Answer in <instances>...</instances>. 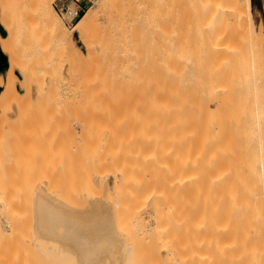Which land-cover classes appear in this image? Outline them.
Instances as JSON below:
<instances>
[{
	"label": "bare ground",
	"instance_id": "bare-ground-1",
	"mask_svg": "<svg viewBox=\"0 0 264 264\" xmlns=\"http://www.w3.org/2000/svg\"><path fill=\"white\" fill-rule=\"evenodd\" d=\"M10 1H16V0H10ZM10 1L0 0V32H3L2 34H0V42L2 40H8L9 38H14V34H10L8 33V31H10L11 29H23L21 25H25V23H27L30 29L33 30L34 32L38 30V34L40 30H42L41 31L42 33L44 30L45 32L51 31L60 40L65 39V38H74V33H77L78 37H81L88 30H90L99 20H101L103 17H106L107 22L109 24V28L111 30L123 31L121 33V37L124 34V32H126L127 35H124V36L129 38L128 39L129 44H131L136 54L141 55V52H145L146 55H149V56L151 55V58L148 56H145V57L152 59V66H153V70L152 68H150V70H147L149 68H146L147 73L149 74L151 73V75L153 74V76L149 75L151 77V80L148 79L147 82H149L150 80V83H151L153 79L151 84L154 88L150 84L149 86L146 85L148 86L147 90L149 88L151 90L153 88L154 90V94H152L154 95V99H152L154 101L153 105H155L153 107V110H154L153 117L154 118L153 119L151 118L152 119L151 127L153 125L152 127L153 131H152V128L148 126L151 129L153 134L151 133V135H145V137H142V138H143V142L145 143L144 145L148 147L151 145V149L152 148L154 149L158 145V147L154 149L153 152L157 151L158 149L161 151V148L163 152L157 151L158 153L157 155L156 152L155 153H152L151 151L149 152L147 151L148 149L145 150L146 147H143L145 149L142 148L143 150L141 151L138 149L140 152L137 151L135 152V154L132 153L131 155L129 154L130 156L129 155L125 156L126 159L129 157L130 160L132 159L131 161L135 160V162L133 161L135 164L137 163V161L138 163L146 162L144 163L146 164L145 168H148V169H146L147 172H145V175L146 173L148 174V176L150 177V180L152 181L151 184L155 181L154 182L155 185H153L151 189L155 190L157 193L155 191L152 192L151 190V193L153 194L152 195L149 191L150 189V186H149L148 192L146 194L137 195L132 198L129 196V200H130L129 203L125 204L123 203L124 199L120 200L122 201L121 203L122 205L125 204V206H123L124 208L119 207L120 209L122 208L120 210L122 211L121 215H123L124 213L125 214L128 213L129 218L128 217L127 218L129 220L125 218L127 222L125 221L123 225L121 226H119L120 224L117 223L119 227L117 225H115V227L116 228L118 227V229L112 226L116 222L122 221V219L121 220L118 219L121 216H118L120 211L119 209H116L118 208L117 205H119L120 203L118 198L117 200L119 203L116 204L115 213H112L114 211V207L111 208L113 210L110 212L111 216L109 215V209L110 207H112L111 204L115 206L113 204V203H116L115 198H114L115 199L114 202H112L113 200L112 199L111 200L112 203L111 204L109 203L110 206L109 204H106L105 206L99 203H95V201H92L93 205H90V206L87 205V207H84V208L82 206V208H80L81 206L79 207V205L77 206V204L76 206L75 204H70L71 205L70 206L68 205L67 202L63 203V200L61 203H56L58 199L57 193H55L56 196L51 195V196H54V198H52L50 196L42 194L43 193L42 191V193L38 194V196H36L37 194L35 195L36 200L31 201V202L27 201L30 207H28V204H26L27 206L26 207L25 202L21 203V201L24 198L22 199L16 193V189H15L16 186L14 185L16 181H14L13 179L14 183L12 184L13 181H11L12 179H10L12 178L11 172H10L12 170L9 171L10 172L9 174L4 173V170L5 171L7 170L6 167L3 171L0 170V173L4 174V175L1 174V176L3 175L5 176V178H7V175L5 174L9 175L8 178L11 181L10 186L12 187V190L14 192L13 196L8 195L9 198L6 197L5 192L7 190H10L11 188L6 190V188H8L9 186L8 181L7 179H4L3 176L0 177V180L2 178L4 179V180L2 179L1 183L4 182L5 186L2 184L1 186H4L3 189L5 188L4 191L5 190L6 191L3 192L2 191L3 189L1 188V186H0V190L2 191V196H4L3 194H5L4 198L5 199L7 198L5 201H3L4 203L3 202L0 203V264H48V262H50L49 264H52V262L55 260L60 262V263L58 262V264H66L67 262H69L68 264H70L71 259L72 260L75 259L77 264H151V262H153L152 264H154V263H157L159 259H160L159 262L161 263V261L166 259V256H167V259L165 261L167 264H169L170 260H172L173 262L172 264H176V262L178 261L176 257H179V255H182V254L184 256H181V258H179V261L181 263H177V264H264V252H262L263 248L261 246L259 247V244L252 243V239L249 235L240 234L238 232L240 229V226H243L244 224L251 222V221L254 222L258 218L256 214V211L258 210L256 209L255 206L258 203L260 204L261 197L262 196L264 197V90L260 85L262 82V79L264 78V25H263L264 23H262V21H260L259 24L256 23L257 21H255V18L253 15V7H252L251 0H100V3L104 6L105 10L99 11L97 9H89L84 14V16L81 17L78 23H76L73 30H69L66 28L65 24L63 23L60 16L58 15L55 8L53 7L51 0H21V2L17 0V2L19 1L20 5L19 3L17 4L16 2H14L17 4L16 7L17 6L19 7L22 4V8L19 7L20 11H19V8L14 7L13 9L15 10L17 9V11L20 12L21 15L24 14L23 16L25 17L26 15L30 17V18L27 17L28 18L27 20L25 18L24 21L26 22H24V24L21 23L20 21L21 19H24V17L22 16L20 17V15L18 16L19 13H16L15 10H12L18 16V19L16 22L15 20L16 16H14V13L11 12V4L13 2L10 4L9 3ZM263 3H264V0H263ZM73 14L74 12L72 10L69 16L72 18ZM18 22H20L21 25ZM32 26L34 28L36 27V29L34 30ZM42 33H40L39 35H41ZM38 34H35V35H38ZM11 49H12L13 54H20L21 47H19L20 51L17 47H12L9 50ZM12 53H10V51H6L4 55L5 57L13 56ZM145 53H142V55L144 56ZM142 55L140 57H138L137 55L138 57L137 59H139L140 61H143V59H140V58H143ZM30 57H28V59ZM149 59H147V61ZM138 62L139 61H137V70L139 66ZM148 63H149L148 66L151 65L150 61H148ZM145 66H143V69H145ZM140 68L141 67L139 66V71H140ZM138 78L140 79V77ZM139 84L138 86H140ZM9 85L10 84H8L5 81V79H0V86H2V89H3L0 95V128H1L0 145H4V148H2L3 146L0 148L1 149L0 159L4 160V162L9 164L8 160H10L11 156H9L10 154H8L9 157H7V155H5L6 152L4 151V149L6 148L5 149L6 151L7 149H10L9 147L7 148L8 143H10V145L12 146L17 141L16 139H19L18 143L19 144L21 143L20 146H23V143H24L23 138L26 139L27 134L29 135L30 133L29 126L31 124L29 123L31 121H32V125L34 124L33 123L34 121L42 122L40 125H37L35 123L34 124L36 125L35 127L30 126V127L35 128V130L31 132V134L29 135V137L34 141L33 145H35L36 139H37V144L41 141L42 144L47 146L48 144H46L45 142L47 139L46 136H51V134L46 135V133L53 131L54 135L52 133V136L50 137L52 139L51 143L53 144V146H50V145L47 146V147H50V151L46 149V151L51 152L52 147L54 146L57 147V144L53 143L55 141L53 138L60 137V135L58 134L59 132H57L56 130L55 131L53 130L54 125L50 124L56 121L55 117L53 116L48 117L49 115H47L45 112H43L41 116L39 115L34 116V114H32L31 111L27 112L31 108L26 107L27 111L23 108L25 106L21 102L22 99L20 100L18 97V96H21L22 94L20 87L19 86L10 87ZM142 90L144 91L145 89H142ZM45 93H46L45 91H38V90L36 91L35 89L32 90V96L34 98H37V97L40 98ZM175 95L179 96V99L183 101L181 102L180 100L179 101L175 100V98L177 97ZM184 95H186V98ZM140 97L141 96H139V98ZM114 99L117 101H115ZM118 100L122 101L120 100L119 96L118 98L116 96L111 101L115 104L117 102L119 106L121 102H119ZM111 101L108 102L110 103V106L108 107L107 106L108 103H106L107 105L105 104V107L110 108L108 109L110 111L111 109L115 110V113L117 116H120L121 114V116L118 118L122 120V122H119L117 120L118 118L116 115H114L115 113L113 110L111 112L109 111L112 115H110V113L108 115L111 116V119L113 117L112 120H116V121L109 122L110 124L114 123L113 125L111 124L112 125L110 127L111 130L108 127H106L107 128L106 130L105 125H104L105 129L104 128L103 129L107 131V133L105 131L102 134L104 141L102 139H99V141H96L94 143V144H97V147H95L96 157L97 155L99 157H102L103 155H105L103 153H106V152H107L106 153L107 156L109 154L108 151L111 148V146L110 147L108 146L109 144L111 145V143L108 142L109 138L107 139L106 135H109V134L115 135V133L118 130L121 131V133L126 131V134H128L127 132L129 128L130 129L132 128L131 130H134L136 128L135 126L138 127L139 125L144 123L143 118H140V117L137 118L138 115L136 116L134 115V117L132 118L133 112H130V110L127 108L125 109L123 108L125 105L124 104L125 100H123L124 105H122V107L120 104L121 109L118 108L117 105L112 104ZM175 103H178V104H175ZM137 104L139 103L137 102ZM185 104H186V107H185L186 110L184 111L185 108L183 107L185 106ZM179 105L181 107L183 105V107L181 108L179 107ZM111 106L115 108L117 106L118 109L112 108ZM128 107L130 106L128 105ZM180 108L181 110H183L181 111L182 115H180V111H178L180 110ZM106 109H104V111ZM124 110H126L125 113L131 115V116L128 115V117L130 116V118L127 120L124 119V118H128V117H125L127 114L126 115L124 114V117L122 115ZM96 111L97 110H95V112ZM99 111H98L99 115L106 113V112L100 111V113L102 112L100 114ZM117 112L119 115L117 114ZM28 113H31L30 114L31 117ZM178 114L181 117L183 116L185 117L181 118L178 116ZM103 116L105 119L109 118L108 116L106 118L105 117L106 115H103ZM176 116H178L179 118ZM78 117H79V114H78ZM149 117L150 116H148V118ZM104 118H101V120L102 119L104 120ZM108 121L109 120L107 119L106 122ZM45 123L46 124L48 123V125H46ZM66 127L64 128V130L65 129H66L65 131L68 130L67 132L71 131L70 133L74 136V138L72 139L75 141H79V140H76L78 137L77 136L78 133L76 129L71 128L70 126L67 128ZM141 129L142 128H140V130ZM113 130L115 132L112 133ZM142 130L140 132L141 134H142ZM108 131H110V133ZM156 132L158 133L157 136L159 135L160 136L156 137V140H155L153 138L154 136H156V134H154ZM55 134L56 135L58 134V135L56 136ZM43 135H45V138H42L44 137ZM40 136H42L41 137L42 139L40 138ZM161 136L165 137L163 138L164 140L161 138ZM57 138L55 142L58 143ZM105 138L107 139V141H105L106 140ZM158 138H160L161 140L160 139L158 140ZM133 139L135 138L133 137ZM155 141L158 144H156ZM47 142H49V140ZM152 142H153V146H152ZM41 143H39V145ZM68 144H71V143H68ZM159 144L160 146L161 145L162 146L160 147ZM182 144L184 145L185 148L182 147L183 146ZM61 145L63 144L61 143ZM128 146L130 147V145ZM15 147H19V146L16 145ZM15 147L13 148L14 150L15 149L19 150V148H15ZM21 148L23 149V147ZM43 148H44L43 150V154H44L45 146ZM74 149H75L74 147H71L69 148L68 152L73 153V151L76 150ZM30 150L32 153V149ZM10 151L12 153L14 152L13 150H10ZM54 152L56 151H53L52 153L54 154ZM59 152L60 150H57L55 155L51 153L49 154L55 157V160L57 159L59 161V158H56V155H58ZM101 152H103L102 153L103 155H101ZM8 153L10 152L8 151ZM149 153L150 154L152 153V155L153 154L155 155L151 156ZM161 153H163L164 155L163 158H161L160 156ZM40 154L41 153H39V155ZM16 155L17 154L15 153V156L13 157L19 158ZM31 155L32 154H30V156ZM112 155L116 156L117 159L120 157L118 154L114 155L113 153L112 154L110 153L109 155L110 158ZM33 156H31V158ZM253 157H257L259 160L254 161ZM4 158H6V160L7 158L9 159L5 161ZM94 158L95 157H93L92 159ZM110 158L107 159V157L104 158L103 156V158L100 159L101 162L100 160H96L97 161L96 163L93 161V163L96 165L100 164L99 166H96L98 167V170H96V173L99 174V178L97 177V175H91V173L94 170L92 171L90 169L92 172H90V170L88 171L90 173L91 182L93 181V183L95 184L97 183L96 181L97 179L99 181H100V178L105 179L106 174L104 177L102 176L101 173H104V172L107 173L108 169L112 170L114 168L115 171L117 170L116 169L117 166L116 164H114L116 162L114 161L113 163H111L112 160H115V159L112 158L111 161H109ZM165 158L167 159L165 160ZM129 159H127L128 161L127 164L129 163L128 165L129 167L126 166L127 165L126 163H123L125 164L123 166L122 163L120 162L121 165L123 166L122 168L123 172L125 170L124 169L125 167L130 168V170L133 169L134 167L138 169V167H136L135 165L133 167V165L130 163L131 161L129 162ZM2 160H0L1 164L3 162ZM50 160L53 161L52 159ZM11 162L16 163V161H11ZM60 162H57V163H60ZM93 163L91 164L92 167L94 165ZM107 163H110V164L107 165ZM147 163L150 165L151 168L148 167L149 165ZM112 164L114 165L112 166ZM130 165L132 166L130 167ZM1 166L2 165H0V169H2ZM53 166H51V170L53 169L52 172L54 171V168H55V171L57 168L56 166L55 167ZM60 166H63V165H60ZM60 166L58 168H60ZM103 166H105V169L103 170L104 172L102 171L100 173L102 168H100L101 170H99V167H103ZM110 166L113 168H111ZM8 167L10 166L7 165V168ZM62 169L64 168H61V170L59 169V172L62 171L63 173ZM114 169L112 170V172H114L113 173L114 178L117 180L118 174L115 173ZM126 173L127 172L125 170V173H123V175L125 174L126 176ZM107 174H110V173H107ZM25 175L21 177L22 182H25V180H23L24 177H26ZM51 175L53 174L51 173ZM58 175L60 176L61 174L58 173ZM258 175L263 178L262 187H260L261 185L258 184V181L256 179V176ZM72 176L73 175H71V177ZM16 177H19V175H17ZM27 177H26V181H27ZM47 178L48 179L51 178L50 181L52 180V176H49ZM145 178L144 179L147 180V176H145ZM48 179L46 181H48ZM88 179L86 183L89 182L88 184H91L90 181H88ZM164 181L167 184L164 183ZM5 182H7L8 185ZM120 182H122V180ZM147 182L145 181L143 184ZM162 182L164 186L163 184H161ZM22 184L23 183H21V180H20V185ZM25 184L26 183H24L23 185ZM129 184H131V182ZM132 184L133 186L136 185L133 182ZM168 184H170V187L171 186L172 187L170 188ZM160 186L161 188H157ZM38 187L36 186V188ZM43 187L45 186L43 185ZM16 188L18 189V187ZM49 188L51 187L49 186ZM173 188L177 190V192L178 191H181V192H178L179 193L178 194L175 192ZM40 189H39V192H41ZM136 189H137V186H136ZM161 189L162 190L165 189V190L162 191ZM18 190L19 192H21V190L22 192H24L23 189L21 190L18 189ZM166 190L168 192H170V190L171 191L173 190V192L170 193L171 194L170 195L169 193L166 192ZM10 191H8V193H12V191L11 192ZM158 191L160 192L162 191L164 193L161 192V196H158L160 195L158 194L159 193ZM154 193L156 194L154 195ZM19 194L21 196L24 195L23 193L22 194L19 193ZM25 194H27V191ZM47 194L49 195L50 192L49 193L47 192ZM173 195L176 196L177 199L174 198ZM16 196H18V199H16L18 200V202H19V199H21L19 203L14 201L15 200L14 197ZM150 196H151V199L154 196L156 202L152 203L154 199L151 200L150 202L149 201ZM163 196L166 199L165 201L167 203L164 200H162L164 199ZM179 196H181V198ZM28 197L33 200L31 196L28 195ZM55 197L57 199H55ZM169 197L170 199H172V200H169V202L172 201L170 203L168 202ZM105 199H109V198H105ZM175 199H176V202L174 201ZM181 199L184 201L182 202L184 203L183 205L181 203L182 201ZM32 202L34 204H31ZM92 203L90 202V204ZM160 203L164 204L162 206L167 207L166 211L163 210L164 207L162 208L160 206ZM172 203L174 204L172 205ZM180 203H181V206H180ZM136 204H139V206ZM153 205L154 207H152ZM169 205H171V210H173L172 208H176V210L174 209L175 212L173 211L174 216L176 214H179L180 212L179 215H181L183 218H181V216H178V215H176V217L173 216L172 218L173 214L170 208H168ZM174 205L176 207H174ZM184 205L185 207L182 209ZM155 207L159 208L160 213L157 210L158 208L156 209ZM263 207H264V204H263ZM26 208L28 209L30 208V211L25 212ZM152 208H155L154 209L155 212H157L158 215L159 214L160 215L158 216L157 213H154V210H152ZM161 208L163 211H165L164 212L165 214L161 212L162 211ZM123 209L126 212L123 213ZM135 210L137 211L135 212ZM151 211H153L152 213L156 214L154 223H156L155 220H157V223H156L155 228H154V225L153 227L150 226L147 228V229L152 228L151 229L152 231L154 229L153 231L154 233L150 230L152 232V234H150L151 232L146 231L147 229L145 230L146 233L143 232L145 233V237L147 236L146 234L148 235L150 234L151 236H153V234H156L155 233L156 231V232H159V234H156L155 236L158 237V235L162 234V236H159V238L162 237L163 238L162 240L164 242H167L166 240H168L169 238L171 240V236L173 234L175 236H172V237L176 238V241L171 240L170 243H168V246L165 247V249L164 248H162L163 250L161 249L163 252H159L158 248L160 245L158 246L157 242L162 241V240H159V238L157 240L156 239L157 237L153 236L155 238L154 239L153 237L149 235L150 237L149 236L147 237L149 239L151 238V241L148 240V242L150 241L148 245H150L151 243L152 245L150 246L152 248L147 246L148 242L147 240H145L146 238L143 237L144 239L142 240H145L146 242L144 241H141V242L143 245L145 243L146 244L144 246L140 245L139 248L141 249L142 247L148 252H146L144 249H141V250L139 249L140 252H137V249H136L137 243L135 244L134 240L132 242L131 236L135 235L134 234L135 227L139 225V222L143 220L145 214L147 213L149 214ZM168 212L170 213V217H171V221L169 220L171 223V224L169 223L170 224L169 229H173L172 230V232L174 231L173 233L169 231L168 226L166 227V229L168 230L164 229L165 227H162L164 224V221L166 222L164 226L168 225L166 221L169 219ZM27 213L29 214L28 215L29 219L27 218ZM152 213H150L149 215H151ZM112 214H116L115 218L117 220L114 219V215L112 216ZM184 215L186 217H184ZM109 216L112 218H109ZM147 217L148 215H146V218ZM164 217L166 220L163 219ZM160 218L163 221L162 220L158 221V219ZM185 218L187 219L183 220ZM110 219H113V220L111 221ZM172 219L173 220L177 219V221L179 219H180L179 221L182 220L183 224L186 223L187 229H185V225H183L182 223L181 224L183 227L182 226L178 227L179 225L176 226L177 224H180V222L178 221L179 222L178 223L176 221V224H175V221L172 222ZM25 220H27L29 224H31L29 225V230L31 227L30 231L31 232L33 231L32 233L28 232L29 230L26 226ZM143 221H142V224L144 223ZM160 222H163V224ZM125 223L127 226L125 225ZM148 223H151V221ZM174 224L177 228H181L180 229L181 231L178 230L180 231L179 233H181L180 236L177 233L178 231L176 230L177 228L174 227ZM124 225L126 227H123ZM159 225H162L160 226L163 229L162 231L166 230V232H162L161 230H160L161 232L158 231L160 229L158 228ZM60 227L61 228L64 227V230L63 228L62 230L65 231L66 234L62 233L63 231L60 230L61 229ZM121 227H123V229H125L126 231L130 230L129 231L130 234L133 233V235L129 237L131 240L130 242L132 243H129L128 241V244H127L125 240L127 237H124V236H122V240L123 241L125 240V244H121L124 242L116 238V236L117 237L119 236L121 239L120 235H123V233H120V232L123 231L125 233V231ZM128 227L130 228L127 230ZM138 227H136V230L138 229ZM140 227L143 228L144 226L142 227L141 225ZM139 229H138L137 234L139 233ZM118 231H119V234L117 235L116 232ZM182 231L183 232L185 231V232L182 233ZM59 232H61L62 235ZM129 232H127V235L129 234ZM140 232L142 231L140 230ZM33 233L35 235L37 234V237L39 238H37ZM163 233L165 234L168 233L167 235L164 234L165 236H167V238H165ZM183 235L184 236L187 235L186 236L187 238L184 237ZM56 236H58V239L55 238ZM139 236L142 237V235H139ZM34 237L38 239L39 241L44 240L45 242L44 241H43L44 243L37 242ZM46 237L48 238L53 237V239L55 238L57 240L56 241L54 239L55 249L60 250V252L53 250L54 245L52 246L53 249L50 248L51 246L49 247V245L51 244H49ZM59 237H60V240L64 239L69 242L65 243L62 240L63 241V244H62L61 243L62 241L61 242L59 241ZM141 237H140V240H141ZM138 238L139 237L135 235L134 238L132 239H135L136 241ZM87 240L99 242L100 246L99 245L97 246L96 243L95 245L93 244L87 245L85 244V243H88ZM46 241L48 242L47 244L48 249H46V246L43 248V246L46 244ZM58 241L62 245H59L60 243ZM70 241L71 242L74 241L73 242L74 246L69 244ZM118 241L119 242L121 241V243H119ZM53 242L52 244H54ZM112 242H115V243L110 245V243ZM139 242L140 241L138 239V243ZM152 242H156V243H152ZM64 243L66 245H64ZM132 244H134L135 246ZM160 244L162 245L164 243L160 242ZM40 245H42L41 246L42 252H40L41 250H38L40 248ZM56 245L57 247L60 246V249H58ZM68 245L70 246V248H73V249L76 248L80 251L78 252L77 250V252H75L76 250L74 249L75 250L74 251L72 249L73 251L71 252L69 250L70 248L68 247ZM154 245H156V247ZM63 246L65 248L66 247L69 248L68 250L70 252L68 250L62 251V249L64 248ZM145 246L148 247V249L149 248L153 250L156 249L155 251L157 252V254L155 251L153 252L151 249H150L151 251L147 250ZM95 248H97L98 251L91 250ZM88 250L91 252H87ZM120 250L121 252H119ZM141 251H144V252H141ZM148 253L151 254V255H148V256H151L150 259L147 256ZM154 253L155 255L159 254L158 260L157 258L156 259L153 258L152 260V255H154ZM162 255L165 257V259L164 257H162ZM169 257H170V260H168ZM162 258L163 260H161ZM148 259L149 261L150 260L152 261L149 262ZM181 259L184 262H182ZM155 260L156 262H154ZM53 264H55V262H53ZM161 264H165V263L163 262Z\"/></svg>",
	"mask_w": 264,
	"mask_h": 264
},
{
	"label": "rangeland",
	"instance_id": "rangeland-1",
	"mask_svg": "<svg viewBox=\"0 0 264 264\" xmlns=\"http://www.w3.org/2000/svg\"><path fill=\"white\" fill-rule=\"evenodd\" d=\"M8 1H10V0H8ZM20 2H21V0H19ZM19 1L17 2V0L16 1H10L9 3L11 4L12 2V4H11V12H13L14 13V16H16L15 17V20H16V22H17V19H18V16L20 15V17L22 16V17H24V19H19L20 21H21V23H23L24 24V22H26V21H24L25 20V18H26V20L28 19V18H30V17H28L27 15H26V17L25 16H23V15H21V13L20 12H18L17 11V9L15 10V9H13L14 7L15 8H22V4H21V6H17L16 7V5L19 3ZM14 2H16V3H14ZM51 2H52V4H53V7L55 8V10H56V12L58 13V15L60 16V18H61V20L63 21V23L65 24V26H66V28L67 29H69V30H73V28L75 27V25H76V23H78V21L81 19V17H83L84 16V14L89 10V9H97V10H99V11H103V10H105V8H104V6L100 3V0H92V2L89 4V6L87 7V8H84L83 9V12L81 13V16L77 19V20H74L73 22H71V20H72V18L69 16V13H66V12H64V9H65V7H67V6H69L71 9H77V7H78V3H80L79 2V0H51ZM251 3H252V7H253V15H254V18H255V21H257L256 23L257 24H259V22L260 21H262V23H264V3H263V0H251ZM15 4V5H14ZM19 5H20V3H19ZM20 8H19V11H20ZM12 10H15L16 11V13H19L18 14V16L16 15V13L14 12V11H12ZM12 13V14H13ZM28 17V18H27ZM29 22V21H28ZM20 25H21V23L20 22H18ZM27 23H25V25H21V27L23 28V29H11L10 31H8V33H10V34H14V38H9L8 40H2L1 42H0V67H1V69H0V79H5V81L8 83V84H10L9 86L11 87H14V86H16V87H20V89H21V96H18L19 97V99L21 100V102L23 103V105L25 106V107H23L26 111H27V108L26 107H29V108H31V109H29V111H27V112H30L31 111V113L32 114H34V116H37V115H39V116H41L42 115V113L43 112H45L47 115H49L48 117H50V116H53V117H55V122H52V121H50V122H52V123H50L51 125L53 124L54 126H53V130L55 131H57V132H59L58 134L60 135V137H56V136H54V137H56L57 138V141H58V143L57 142H55L56 141V138H53L54 140V142L53 143H55V144H57V147H52L51 148V152H48V151H46V149L47 150H49L50 151V147H47L48 145H50V146H53V144L51 143V141H52V139L50 138L51 136H52V133H53V131L52 132H48V133H46V135L48 134V135H50L51 134V136H46V144H48L47 146L46 145H44V144H42L41 143V141L39 142V143H41L40 145H39V143L37 144V139H36V143H35V145H33V143H34V141L29 137V135L31 134V132H33L34 130H35V128H33V127H30V126H36V125H34L35 123L37 124V125H40L42 122L41 121H34L33 123V125H32V121L29 123V124H31L30 126H29V128H30V133H29V135L27 134V137H26V139H24L23 138V142L25 143V145H24V143H23V146H20V144L18 143V140L19 139H16L17 141L15 142V143H17V144H13L12 146L10 145V143H8V146H7V148L9 147L10 149H7V151L4 149V151L7 153H5V155H7V157H9V156H11L10 157V160L11 161H16V163L15 162H11L10 160H8L9 158H7V160H8V162H9V164L8 163H6V162H4V160H2V159H0V160H2L3 162H2V164H1V162H0V165H2L1 167H2V169H0L1 171H3L4 169H5V167H6V169L8 170H4V173H10L11 172V176H12V178H10V179H12L11 181H13V179H14V181H16L15 182V186L16 187H18V189H23V191L24 192H22V190H21V192H19V190L15 187V186H13V187H15V189H16V193H17V195H19V197H21L23 200L21 201V199H19V202L21 201V203H23V202H25V206H26V204H28V207H30V205H29V203L28 202H31V201H34V200H36V196H38V194H40V193H42V191H43V193L42 194H44V195H47V196H50V197H52V198H54V196H56L55 195V193H57L58 195H57V198L55 197V199H57V201H56V203H61L62 202V200H63V203H65V202H67L68 203V205H70V204H75V206H76V204H77V206L79 205V207L80 208H82V206H83V208L84 207H87V205H93V203H92V201H95V203H99V204H101V205H105L106 206V204H111L112 202H114L115 201V199H116V203H113L115 206H113L112 204H111V206L112 207H110V209L111 208H113L114 207V211L111 209H109V215L111 216V214H110V212L111 211H113L112 213H115V208H116V204H118L119 202V205H117V207L118 208H116V209H119V211L122 209H120L119 207H123V206H125V204L126 203H129V196L132 198V197H135V196H137V195H143V194H146L147 192H148V189H149V186H150V189H149V191H150V193H151V188H152V186L153 185H155L154 184V182L151 184V180H150V177L148 176V174L146 173V175H145V172H147V170L146 169H148V168H145L146 166V164H144V163H146V162H141V163H138V161H137V163L136 164H138V165H136L134 162H135V160H133V161H131L130 159H129V157L127 158V159H129V162L133 165V167H134V165L136 166V167H138V169L137 168H133V169H131L130 170V168H124L125 170H126V176H125V174L123 175V173H125V170H124V172L122 171V168H123V166L125 165V164H123V163H126L127 164V159H126V155H131L132 153L133 154H135V152H140L141 150H143V149H145V148H143V147H146V149L145 150H147V151H151L152 153H155L156 152V154L158 155V153H157V151L159 152L160 150L158 149L157 151H155V152H153V150L154 149H156L157 147H158V145L153 149H151V145L148 147V146H146V145H144L145 143L143 142V138L142 137H145V135H151V133H152V131H153V125H152V127H151V120L154 118L153 116V112H154V110H153V107L155 106V105H153V100L152 99H154V95H152V94H154V90H153V86H152V81H153V79H152V81H151V83H150V80H151V77L150 76H153V74L151 75V73L149 74V73H147L146 72V68H149V69H147V70H150V68H152V70H153V66H152V59H149L148 57H150L151 58V55L149 56V55H146V53L145 52H141V55H142V53H145L144 54V56H143V58H140V59H143V61H140L139 59H137L138 57H140L141 55H139V54H136L135 53V51L133 50V47L131 46V44H129V41H128V37H126V36H124V35H127L126 34V32H124V34L122 35V37H121V33L123 32V31H120V30H111L110 28H109V24H108V22H107V18L106 17H103L101 20H99L90 30H88L85 34H83L81 37H78V34L77 33H74V38H65V39H62V40H60L59 38H57V36H55V34L53 33V32H51V31H46L45 32V30L43 31V33L41 32L42 30H40V32H39V34L40 33H42L41 35H39L38 34V30H36L35 32L33 31V30H31L30 29V27L28 26V24L26 25ZM31 25V24H30ZM264 25V24H263ZM24 26V27H23ZM20 27V26H19ZM27 27H29V28H27ZM33 27V26H32ZM25 28V29H24ZM27 28V29H26ZM34 28V27H33ZM36 29V27L34 28V30ZM42 29V28H41ZM29 30H31V31H29ZM33 31V32H32ZM7 32V31H6ZM3 32H0V34H2ZM35 34H38V35H35ZM33 36V37H32ZM120 38V39H119ZM127 39V40H126ZM126 40V41H125ZM12 47H17L18 49H19V47H21V51H20V49H19V51H20V54H13L12 53V49L11 50H9L10 48H12ZM6 51H10V53H12L13 54V56H7V57H5V52ZM149 54V53H148ZM30 55H31V57H30ZM137 55H138V57H137ZM145 56H148L147 58L145 57ZM28 57H30L29 59H28ZM152 57H153V55H152ZM147 59H149L148 61H150L151 62V65H149L148 66V61H147ZM137 61H139L138 63H139V66L141 67L140 68V71H139V66H138V70H137ZM143 62V63H142ZM6 63V64H5ZM142 63V64H141ZM142 66H141V65ZM145 64H146V66H145ZM143 66H145V69H143ZM151 66V67H150ZM139 72V73H138ZM148 72H150V71H148ZM147 73V74H146ZM152 73H153V71H152ZM146 74V75H145ZM150 75V76H149ZM144 76V77H143ZM138 77H140V79L138 78ZM147 77V78H146ZM148 77H150V78H148ZM142 79V80H141ZM148 79H150L149 80V82H147L148 81ZM142 81H143V83H142ZM146 81V82H145ZM140 83V84H139ZM138 84L140 85V86H138ZM144 84V85H143ZM149 84L153 87H151L152 88V90L149 88L148 90H147V87L149 86ZM146 85H148V86H146ZM261 87L263 88V90H264V78L262 79V82H261ZM142 86V87H141ZM145 86V87H144ZM1 88H0V95H1V93H2V91H3V89H2V86H0ZM33 89H35L36 91L38 90V91H45L46 93L43 95V96H41L40 98H34L33 96H32V90ZM142 89H145L144 91L142 90ZM142 90V91H141ZM150 90V91H149ZM152 91V92H151ZM30 92V93H29ZM144 92V93H143ZM148 92V93H147ZM29 93V94H28ZM118 93V94H117ZM139 93H140V95H139ZM18 94H19V92H18ZM150 94V95H149ZM183 94H184V92H183ZM141 96L140 98H139V96ZM117 96V98H118V96H119V98H120V100H122V101H119V102H121L120 104H121V107H122V105H124V109L125 108H127V109H129L130 110V112H133L132 113V118L134 117V115L136 116V115H138L137 116V118L138 117H140V118H143V120H144V123L143 124H141L142 125V127H141V125H139L138 127L137 126H135L136 128L134 129V130H131L130 128L128 129V134H126V131H124L123 133H121V131H117L116 133H115V135L114 134H112V135H114L115 136V138H114V136H112V135H110L109 133H110V131H108L109 133V135H106V138L108 139V142H110L111 143V145L109 144V146L108 147H110L111 146V148L109 149V151H108V156L106 155V153H103V152H101V155H103V154H105V155H103L104 156V158H106L107 157V159H109L110 158V153L112 154H114V155H119V156H117V157H119L118 159L116 158V156H111V158H110V160L109 161H111V159L112 158H114L115 160H112V162L111 163H113L114 161L116 162V163H114V164H116V166L118 167H116V166H114V167H116V171H115V169L113 168V167H111V168H113L114 169V171H115V173H117L118 175H117V180L114 178V172H112V170H107L108 172L107 173H110V174H107V173H105L103 170L105 169V166H103V167H99V170H101L100 168H102V170L100 171V173L103 171L104 173H101L102 174V176H104L105 177V174H106V177H105V179H101L100 178V181L97 179L96 181H97V183H93V181L91 182L90 181V173H89V171L88 170H94L95 171V173H94V171L92 172L91 170H90V172H92L91 173V175H97V177L99 178V174H97L96 173V170H98V167H96V166H99L100 164L99 163H97V164H99V165H96V164H94L93 163V161L96 163L97 161L96 160H100L101 158H103V156L102 157H99L97 154H98V152H97V157L95 156V153H96V148L95 147H97V144H94L96 141H99V139H102L103 141H104V139H103V133L107 130V128L106 127H108L110 130H111V126L114 124H110L109 122L110 121H116V120H112L113 119V117H112V119H111V116L110 115H112L110 112L113 110V109H111V111L110 110H108V109H110V108H108L109 106H110V103H108L109 101H111L113 98H115ZM152 96V97H151ZM175 96H177V95H175ZM185 96V98H186V95H184ZM21 97V98H20ZM143 97V98H142ZM145 98V99H144ZM177 98V99H176ZM175 98V100H180L181 101V99H179V96H177ZM181 98V97H180ZM143 99V100H142ZM174 99V98H173ZM184 99V98H183ZM115 100V99H114ZM113 100V101H114ZM123 100H125V103H124V101ZM174 100V101H175ZM115 101H117V100H115ZM183 101V100H182ZM181 101V102H182ZM137 102L139 103V104H137ZM141 102V103H140ZM151 102H152V104H151ZM176 102V101H175ZM186 102H187V100H186ZM186 102H184V103H186ZM102 104V106H101V104ZM106 103H108V105L106 104ZM111 103L112 104H114V105H117L118 106V103L116 102V104L115 103H113L112 101H111ZM124 103V104H123ZM178 103H180V102H178ZM178 103H175V104H178ZM105 104L108 106V107H105ZM120 104H119V106H118V108H120L121 109V107H120ZM128 105L130 106V107H128ZM181 105V104H180ZM179 105V107H181ZM184 105V104H183ZM183 105H182V107H183ZM117 106H116V108H117ZM127 106V107H126ZM142 106H144V107H142ZM176 106V105H175ZM112 107V106H111ZM148 109V111H147V109ZM177 107V106H176ZM175 107V108H176ZM181 107V108H182ZM186 107V104H185V106L183 107V108H185ZM34 110H33V109ZM99 108V109H98ZM107 108V109H106ZM112 108H115V107H112ZM115 108V109H116ZM117 108V109H118ZM140 108V109H139ZM144 108H145V110H144ZM178 108V107H177ZM176 108V109H177ZM181 108H180V110H178V111H180V115H182V113H181V111H183V110H181ZM103 109V110H102ZM104 109H106L105 111H104ZM126 109V110H127ZM135 109H136V111H135ZM92 110V111H91ZM95 110H97L96 112H95ZM102 111V112H106V113H103L102 115H99L98 114V111ZM126 110H124V112H123V117H124V114L126 115L127 113H125V111ZM186 110V108L184 109V111ZM89 111V112H88ZM100 111H99V113H100ZM110 111V112H109ZM114 111V113H115V110H113ZM121 111H123V110H121ZM94 114H93V113ZM101 112V113H102ZM108 112V113H107ZM119 112H120V110H119ZM129 112V111H128ZM151 112V113H150ZM31 113H28L29 115L31 114ZM100 113V114H101ZM110 113V115H108ZM113 113V112H112ZM113 113V114H114ZM122 113V112H121ZM78 114H79V117H78ZM117 114H118V112H117ZM184 114V113H183ZM96 115V116H95ZM103 115H106L105 117L107 118V116L109 117V118H107L109 121L108 122H106L107 121V119H105L104 118V116ZM114 115H116V113L114 114ZM113 115V116H114ZM119 115V114H118ZM128 115H130V114H127L125 117H128ZM176 115H177V113H176ZM185 115V114H184ZM102 116V117H101ZM117 116V115H116ZM115 116V117H116ZM120 116H121V114H120ZM120 116H117V118L118 117H120ZM131 116V115H130ZM130 116L128 117V118H124V119H129L130 118ZM148 116H150L149 118H148ZM178 116H179V114H178ZM178 116H176V117H178ZM30 117H31V115H30ZM179 117H181V116H179ZM178 117V118H179ZM185 116H183V117H181V118H184ZM101 118H104V120L102 119L101 120ZM117 118H115V119H117ZM136 118V117H135ZM134 118V119H135ZM147 118V119H146ZM152 118V119H151ZM122 119V118H121ZM119 122H122V120H120L119 118L117 119ZM182 120V119H181ZM180 120V121H181ZM103 121V122H102ZM105 121V122H104ZM117 121V122H118ZM124 121V120H123ZM148 121V122H147ZM46 122V121H45ZM28 123V122H27ZM48 123H49V121H48ZM48 123L46 124V125H48ZM103 123V124H102ZM182 123V122H181ZM184 123V122H183ZM44 124V123H43ZM109 124H110V126H109ZM116 124V123H115ZM118 124V123H117ZM28 125V124H27ZM104 125H105V128H106V130H104L105 128H104ZM71 127V128H75L76 129V131H77V133H78V137H77V139L76 140H79V141H75V140H73L72 138H74V136L70 133L71 131H69V132H67V131H65L64 130V128L65 127ZM146 126V127H145ZM152 128V131H151V129L149 128ZM56 129H55V128ZM66 127V128H67ZM116 127H118V126H116ZM142 128L141 130H142V134L140 133L141 132V130H140V128ZM51 128V127H50ZM104 128V129H103ZM148 128V129H147ZM69 129V128H68ZM112 129H114V128H112ZM137 129V130H136ZM147 129V130H146ZM155 129V128H154ZM183 129V128H182ZM52 130V129H51ZM96 130V131H95ZM127 130V129H126ZM131 132H130V131ZM145 130V131H144ZM0 131H1V128H0ZM95 131V132H94ZM138 131H139V133H138ZM184 131V130H183ZM27 132H28V130H27ZM113 132H115L114 130L112 131V133ZM119 132V133H118ZM155 132V131H154ZM95 133V134H94ZM106 133H107V131H106ZM105 133V134H106ZM130 133V134H129ZM150 133V134H149ZM166 133V132H165ZM182 133H184V132H182ZM117 134V135H116ZM134 134V135H133ZM137 134V135H136ZM153 134V133H152ZM154 134H156V136H154V138L153 139H155L156 140V137H159V136H157L158 135V133L156 132V133H154ZM163 134V133H162ZM53 135H54V133H53ZM92 135V136H91ZM126 135V136H125ZM165 135V134H164ZM163 135V136H164ZM44 137H42V136H40V138L42 137V138H45V135H43ZM71 136H73V137H71ZM80 136V137H79ZM112 136V137H111ZM137 138H136V137ZM141 136V137H140ZM163 136H161V138L163 139V138H165V137H163ZM133 137L135 138V139H133ZM138 137H139V139H138ZM152 137V136H151ZM40 138H38V139H40ZM41 138V139H42ZM105 138V139H106ZM118 138V139H117ZM131 138V139H130ZM141 138V139H140ZM149 138V137H148ZM1 139V138H0ZM28 139H29V141H28ZM59 139V140H58ZM62 140V142H61V140ZM70 139V140H69ZM73 140V142H72V140ZM107 139L105 140V141H107ZM130 139V140H129ZM160 138H158V140H159ZM166 139H167V137H166ZM31 140V141H30ZM49 140V142H47ZM68 140V141H67ZM116 140V141H115ZM150 140V139H149ZM161 140V139H160ZM164 140V139H163ZM162 140V141H163ZM131 141V142H130ZM133 141V142H132ZM151 141V140H150ZM21 142V141H20ZM43 142H44V140H43ZM66 142H68V143H71V144H68V143H66ZM74 142H75V144H74ZM78 144H77V143ZM113 142V143H112ZM130 142V143H129ZM154 142V141H153ZM153 142H152V146H153ZM160 142V141H159ZM61 143L63 144V145H61ZM129 143V144H128ZM151 143V142H150ZM155 143L156 144H158L156 141H155ZM28 144V145H27ZM38 146H37V145ZM52 144V145H51ZM54 144V145H55ZM138 144V145H137ZM161 144V143H160ZM160 144H159V146H160ZM19 146V147H15V146ZM27 145V146H26ZM45 146V151H44V154H43V150H44V146ZM79 145V146H78ZM123 145H124V147H123ZM128 145H130V147L128 146ZM132 145V146H131ZM183 145V144H182ZM3 146V147H2ZM25 146V147H24ZM34 146V147H33ZM40 146V147H39ZM77 146V147H76ZM128 146V147H127ZM162 146V145H161ZM160 146V147H161ZM186 146V145H185ZM4 148V145H0V148ZM12 147V148H11ZM19 148V150L18 149H13V148ZM21 147H23V149L21 148ZM26 147H28V148H26ZM31 147V148H30ZM60 149H59V148ZM71 147H74L75 149V151H73V153L72 152H68L69 151V148H71ZM115 147V148H114ZM159 147V148H160ZM182 147H184V145L182 146ZM34 148V149H33ZM49 148V149H48ZM143 148V149H142ZM165 148V147H164ZM185 148V147H184ZM27 149H29V150H27ZM30 149H32V153H31V150ZM56 149V150H55ZM67 151H66V150ZM140 151H139V150ZM150 149V150H149ZM10 150H13L17 155L16 156H18L19 158H17V157H13V156H15V153L13 152H11ZM18 150V151H17ZM38 150V151H37ZM57 150H60V152H61V154H60V152H59V154L58 155H56V158H59V161L56 159L55 160V157H53V156H51V154H53L52 152L53 151H56L57 152ZM94 150H95V152H94ZM108 150V149H107ZM144 150V151H145ZM8 151L10 152V153H8ZM29 151H30V153H29ZM41 151V152H40ZM63 151V152H62ZM66 151V152H65ZM88 151V152H87ZM112 151V152H111ZM144 151H142V152H144ZM184 151V150H183ZM183 151H182V153H183ZM0 152H1V149H0ZM20 152H21V154H20ZM36 152V153H35ZM37 152H39V153H41L40 155H39V153H37ZM46 152V153H45ZM48 152V153H47ZM56 152H54V154L53 155H55V153ZM160 152H163L162 151V148H161V151ZM185 152V151H184ZM27 153V154H26ZM29 153V154H28ZM49 153H51V154H49ZM70 153V154H69ZM103 153V154H102ZM115 153H117V154H115ZM152 153L150 154L151 156H153V155H155V154H153L152 155ZM8 154H10L9 156H8ZM11 154H13V155H11ZM23 154V155H22ZM30 154H32L31 156H33V154H34V156L31 158V156H30ZM86 154V155H85ZM100 154V153H99ZM125 154V155H124ZM137 154V153H136ZM162 154V155H161ZM160 154V156H161V158H163V153H161ZM30 157H29V156ZM91 156V158H90V156ZM100 155V156H101ZM129 155V156H130ZM0 156H1V154H0ZM2 156H3V154H2ZM36 156V157H35ZM43 156V157H42ZM67 156H68V158H67ZM70 156V157H69ZM122 156V157H121ZM124 156V157H123ZM137 156V155H136ZM6 157V156H5ZM25 157V158H24ZM42 159H41V158ZM45 157H47V158H45ZM93 157H95L94 159H92ZM98 157H99V159H98ZM135 157V156H134ZM159 157V156H158ZM2 158V157H1ZM29 158V159H28ZM44 158V159H43ZM72 158V159H71ZM120 158H122V159H120ZM125 158V159H124ZM5 159V161H7L6 160V158H4ZM19 159H20V161H19ZM23 159V160H22ZM28 159V160H27ZM37 159V160H36ZM50 159H52L53 161H51ZM167 158H165V160H166ZM253 159H254V161L256 160V161H258L259 159L257 158V157H253ZM26 160V161H25ZM90 160V161H89ZM103 160V159H102ZM121 160H123V161H121ZM23 161V162H22ZM43 161V162H42ZM61 161V162H60ZM91 162V163H89V162ZM56 163V165H55V163ZM57 162H60V163H57ZM100 162H101V160H100ZM118 162V163H117ZM122 163V165H121V163ZM162 162V161H161ZM6 163V164H5ZM41 163V164H40ZM48 163H50V164H48ZM51 163H52V165H51ZM94 164L93 165V167H92V165L91 164ZM4 164V165H3ZM22 164V165H21ZM58 164H60V165H63V166H60V165H58ZM110 163H107V165H109ZM114 164H112V166L114 165ZM119 164H120V166H119ZM144 164V165H143ZM148 164V163H147ZM6 165V166H5ZM7 165L8 166H10V167H8L7 168ZM12 165V166H11ZM26 167H25V166ZM47 165H48V167H47ZM54 165V166H53ZM57 165H58V167L60 166V168H58L57 167ZM129 165V163L126 165V166H128ZM132 165H130V167L132 166ZM149 165V164H148ZM20 166H21V168H20ZM39 166V167H38ZM51 166H53V167H57L56 168V171H55V168H54V171L52 172V170H51ZM4 167V168H3ZM52 167V168H53ZM89 167V168H88ZM109 167V168H110ZM129 167V166H128ZM149 168H151L150 167V165L148 166ZM10 168H12V169H10ZM23 168V169H22ZM61 168H64V169H62L63 170V173H62V171H60L59 172V169L61 170ZM10 170H12V171H10ZM134 170V171H133ZM138 170V171H137ZM10 171V172H9ZM17 171V172H16ZM31 171V172H30ZM47 171V172H46ZM130 171V172H129ZM144 171V172H143ZM14 172V173H13ZM36 172V173H35ZM57 172V173H56ZM71 172V173H70ZM99 172V171H98ZM140 172V173H139ZM28 173V174H27ZM51 173L53 174V175H51ZM58 173L59 174H61L60 176L58 175ZM66 173V174H65ZM69 175H68V174ZM1 174H3V173H0V177H2L1 176ZM8 174H5V175H7V178H5V176H3L4 177V179H7V181H8V184H9V186H8V188H6V190L7 189H10L11 191H12V193H8V191H10V190H5L4 191V189H3V187L5 186V184H4V182L3 183H1V181H2V179L0 180V186H1V184L2 185H4V186H1V188L3 189L2 191L3 192H5L6 193V197L7 198H9V196L8 195H12L13 196V194H14V192H13V190H12V187L10 186V184H11V181H10V179L8 178ZM26 174V175H25ZM32 174V175H31ZM34 174V175H33ZM38 176H37V175ZM73 175L72 177H71V175ZM129 175V177H128V175ZM17 175H19V177H16ZM26 176L27 177V175H28V177H27V181H26V177H24V179L23 180H25V182H22V179H21V177H23V176ZM58 175V176H57ZM66 175H68L67 176V178H66V176L64 177V176ZM89 175V176H88ZM182 175V174H181ZM44 176V177H43ZM49 176H52V180L50 181V179L51 178H47V177H49ZM144 176V177H143ZM145 176H147V180H145L146 178H145ZM14 177V178H13ZM46 177V178H45ZM59 177V178H58ZM88 177H89V179H88ZM103 177V178H104ZM135 177V178H134ZM15 178H17V179H15ZM18 178H20V179H18ZM54 178V179H53ZM145 178V179H144ZM3 179V180H4ZM29 179V180H28ZM48 179V181H46ZM87 179H88V181H90V183L91 184H88L89 182H87L86 183V181H87ZM142 179H143V181H142ZM177 179V178H176ZM256 179H257V181H258V184L259 185H261L260 187H262V183H263V178L261 177V176H256ZM20 180H21V183H26L25 185H20ZM44 180V181H43ZM105 180V181H104ZM122 180V182H120ZM125 180V181H124ZM150 180V181H149ZM10 181V182H9ZM14 181L12 182V184L14 183ZM18 181V182H17ZM96 181H94V182H96ZM99 181V182H98ZM103 181V182H102ZM118 181V182H117ZM147 182V183H145V184H143L144 182ZM37 182V183H36ZM42 182V183H41ZM52 182V183H51ZM116 182V183H115ZM123 182H125V183H123ZM128 184H127V183ZM131 182V184H129ZM132 182L134 183V184H136V185H134L133 186V184H132ZM6 184H7V182H5ZM17 183H18V185H17ZM31 183V184H30ZM33 183V184H32ZM41 183V184H40ZM50 183H51V185H50ZM120 185H119V184ZM160 183V182H159ZM164 183H166L165 181H164ZM7 184V185H8ZM35 184V185H34ZM38 184V185H37ZM49 184V185H48ZM99 184V185H98ZM118 184V185H117ZM138 184V185H137ZM143 184V185H142ZM148 184V185H147ZM156 184H157V182H156ZM161 184H163V182L161 183ZM167 184V183H166ZM43 185L46 187V186H48V187H46V189H45V187H43ZM90 185H92V186H90ZM96 185V186H95ZM23 186V187H22ZM35 186V187H34ZM36 186L40 189V187H41V189H40V191L41 192H39V189L38 188H36ZM49 186L52 188H49ZM100 186V187H99ZM131 186V187H130ZM136 186H137V189H136ZM162 186V185H161ZM161 186L160 187H157V188H161ZM163 186H164V184H163ZM166 186V185H165ZM168 186L170 187V184H168ZM7 187V186H6ZM34 187V188H33ZM134 187V188H133ZM142 187V188H141ZM172 187V186H171ZM170 187V188H171ZM97 188V189H96ZM132 188V189H131ZM140 188V189H139ZM155 188V187H154ZM14 189V188H13ZM14 189V190H15ZM91 189V190H90ZM119 189V190H118ZM131 189V190H130ZM156 189V188H155ZM168 189V188H167ZM174 189V188H173ZM139 190H140V192H139ZM158 190V189H157ZM160 190V189H159ZM162 190V189H161ZM165 190V189H164ZM164 190H162V191H164ZM175 190V189H174ZM184 190H185V188H184ZM2 191L0 190V197H1V201H0V203L1 202H3V201H5L6 199L4 198L5 197V194H3L4 196H2ZM10 191V192H11ZM26 191H27V194L29 195V196H31V198H33V200L32 199H30L29 197H28V195L27 194H25L26 193ZM36 191V192H35ZM39 193H38V192ZM44 191H46V192H44ZM55 191V192H54ZM131 191H133V192H131ZM136 191V192H135ZM142 191H144V192H142ZM155 190H152V192H154ZM161 191V192H162ZM47 192L49 193L50 192V194L48 195L47 194ZM51 192H53V193H51ZM90 192V193H89ZM101 192V193H100ZM156 192V191H155ZM159 193L158 194H160V195H158V196H161V192L160 191H158ZM166 192L167 193H172L173 192V190L171 191L170 190V192H168L167 190H166ZM175 192L176 193H178V192H181V191H178L177 192V190H175ZM174 192V193H175ZM15 193V194H16ZM19 193H23L24 195H20ZM109 193V194H108ZM138 193V194H137ZM157 193V192H156ZM156 193H154V195L156 194ZM162 193H164V192H162ZM185 193V192H184ZM183 193V194H184ZM37 194V195H36ZM94 194H96V195H94ZM98 194V195H97ZM115 194V195H114ZM152 194V193H151ZM179 194V193H178ZM181 194V193H180ZM182 194V195H183ZM26 195V196H25ZM33 195H34V197H33ZM36 195V196H35ZM51 195H54V196H51ZM94 195V196H93ZM121 197H120V196ZM153 195V194H152ZM151 195V196H152ZM164 195V194H163ZM171 195V194H170ZM176 195V194H175ZM181 195V196H182ZM151 196L149 197V201L151 202V200H153L152 201V203L153 202H156L155 201V198H154V196H153V198L151 199ZM166 196V195H165ZM174 196V195H173ZM178 196V195H177ZM181 196H179L180 198H181ZM2 197H3V199H2ZM62 197V198H61ZM113 197V198H112ZM156 197V196H155ZM167 197V196H166ZM186 197V196H185ZM15 198V202H18V200H16V199H18V196H16V197H14ZM25 198H26V200H25ZM92 198H94V199H92ZM100 198V199H99ZM104 198V199H103ZM105 198H109V199H105ZM115 198V199H114ZM117 198H118V200H119V202H118V200H117ZM120 198V199H119ZM158 198V197H157ZM162 198V197H161ZM160 198V199H161ZM163 198H164V196H163ZM173 198V197H172ZM174 198H176V196H174ZM183 198V197H182ZM60 199V200H59ZM65 199V200H64ZM67 199V200H66ZM101 199H102V201H101ZM113 199V200H112ZM124 199V200H123ZM126 199V200H125ZM177 199V198H176ZM176 199L174 200L175 202H176ZM30 200V201H29ZM108 200H109V202H108ZM111 200H112V202H111ZM120 200H123V203H125V204H121L122 203V201H120ZM132 200V199H131ZM162 200H166L165 198L164 199H162ZM169 200H172V199H170V197H169V199H168V202H169ZM182 200V199H181ZM28 201V202H27ZM72 201V202H71ZM74 201V202H73ZM96 201H98V202H96ZM105 201V202H104ZM125 201V202H124ZM178 201V200H177ZM18 202V203H19ZM36 202V201H35ZM71 202V203H70ZM90 202L92 203V204H90ZM150 202H149V204H150ZM157 202H158V200H157ZM160 202V201H159ZM166 202V201H165ZM170 202H172V201H170ZM169 202V203H170ZM180 202V201H179ZM182 202H184L183 200L181 201V203ZM4 203V202H3ZM103 203V204H102ZM167 203V202H166ZM181 203H180V206H181ZM186 203V202H185ZM31 204H34L33 202L31 203ZM36 204V203H35ZM110 204H109V206H110ZM148 204V205H149ZM174 203H172V205H173ZM184 203H182V205H183ZM262 204V205H261ZM263 204H264V197L262 196L261 197V201H260V204L258 203L255 207H256V209L259 211H256V214H257V219L254 221V222H248V223H246V224H244L243 226H240V229H239V233L240 234H247V235H249L250 237H251V239H252V243H255V244H259V247L261 246L262 248H263V250H262V252H264V207H263ZM86 205V206H85ZM122 205V206H121ZM130 205V204H129ZM135 205V204H134ZM136 205H138L139 206V204H136ZM152 205V204H151ZM162 205H164L163 203H160V206L163 208V210H167V207H165V206H162ZM166 205V204H165ZM71 206V205H70ZM128 206V205H127ZM126 206V207H127ZM157 206V205H156ZM159 206V205H158ZM167 206V205H166ZM27 207V206H26ZM151 207V206H150ZM152 207H154V205L152 206ZM174 207H176L175 205H174ZM178 207V206H177ZM185 207V205L182 207V209ZM124 208V207H123ZM156 208V207H155ZM155 208H152V210H154ZM158 208V207H157ZM156 208V209H157ZM162 208H161V210H162ZM168 208H170V210H171V205H169V207ZM134 209V208H133ZM141 209V208H140ZM173 210H171L172 211V214H173V211H174V209L176 210V208H172ZM125 210H127V209H125ZM128 210H130V209H128ZM132 210V209H131ZM158 211H159V213H160V210H159V208L157 209ZM161 211V212H165V211ZM169 210V209H168ZM29 212L30 211V208L28 209V208H26L25 209V212ZM133 211V210H132ZM137 210H135V212H136ZM186 211V210H185ZM185 211H183V212H185ZM117 212H118V210H117ZM117 212H116V214H117ZM121 212V213H120ZM119 212V215L118 216H121L120 218H118V219H122V221H120V222H116L114 225H112V226H114V228H116L115 227V225H117L118 226V224L117 223H119L120 225L119 226H121V225H123V223L126 221V219L125 218H127L129 215H128V213H124V212H126V211H124V209H123V213L125 214V215H127V216H125L124 214L123 215H121L122 214V211H120ZM153 211H151L150 213H152ZM170 212V211H169ZM168 212V216H169V219L168 220H166L165 219V217L163 218V219H165L166 221H167V224L168 225H166V226H164L165 225V221H164V224H163V222H160V223H162L163 224V226L162 225H159L158 226V228H160L158 231H162L163 229H162V227H165L164 229H166V227L168 226V229L170 228V221H171V217H170V213ZM175 212V211H174ZM149 213V214H150ZM154 213H157V212H155V210H154ZM154 213H152L151 215H149L148 213L147 214H145V216H144V218H143V224H142V221L141 222H139V225H137L136 227H140L141 225H142V227L143 228H141L140 227V229H139V227H138V229H139V233L137 234V232H138V229L136 230V227H135V230H134V234L135 235H137L139 238V243H138V239L135 241V239H132V238H134V236L135 235H133V233H132V231H131V233L132 234H130V230H128L130 227H128L127 228V230L128 231H126L125 229H123V227H126L127 225H126V223H125V225L123 226V227H121L124 231H125V233L122 231V229H121V231L122 232H120V233H123V235H120L121 236V239H120V237L118 236H116V238L118 239V240H122V236H124V237H127L125 240H126V242H127V244H128V241H129V243H132L133 242V240H134V242H135V244L137 243V252H140V250L141 249H144V248H142L141 247V249L139 248L140 247V245H142V246H144L143 244H142V242L141 241H144V242H146L145 240H147V242H148V240H150L151 241V238L149 239L147 236H149L150 234H152V232L154 231V229H153V231L151 230V229H147L148 227H153V225H154V228H155V226H156V223H157V220H155L156 221V223H154V219H155V217H156V214H154ZM116 214H112V216L114 215V219L115 220H117L116 218H115V215ZM130 214V213H129ZM165 214V213H164ZM164 214H162V215H164ZM171 214V215H172ZM179 214H180V212H179ZM179 214H176V215H178V216H181V215H179ZM182 214V213H181ZM29 214L27 213V218L29 219V216H28ZM146 215H148V217L146 218ZM152 215H154V216H152ZM157 215H158V213H157ZM160 215V214H159ZM158 215V216H159ZM161 215V216H162ZM166 215H167V213H166ZM165 215V216H166ZM176 215L174 216V214L172 215V218H173V216L174 217H176ZM186 215V214H185ZM184 215V217H186ZM109 216V218H112V217H110ZM124 216V217H123ZM150 216V217H149ZM160 216V217H161ZM153 217V218H152ZM26 218V219H27ZM129 218V217H128ZM127 218V219H128ZM149 218V219H148ZM181 218H183L182 216H181ZM125 219V220H124ZM187 218H185V219H183V220H186ZM111 221L113 220V219H110ZM129 220V219H128ZM147 220V221H146ZM151 221V223H148V222H150ZM161 221L162 219L160 218V219H158V221ZM170 220V221H169ZM180 220V219H179ZM178 220V221H179ZM119 221V220H118ZM163 221V220H162ZM173 221H175V224H176V221H177V219L175 220H173L172 219V222ZM177 221V222H178ZM115 222V221H114ZM127 222V221H126ZM180 222V224L183 222L182 220L181 221H179ZM178 222V223H179ZM185 222H187V221H185ZM25 223H26V226H27V228H28V230H29V225H31V224H29V222L27 221V220H25ZM159 223V222H158ZM170 223V224H169ZM149 224V225H148ZM175 224H174V227H176V226H178V227H180V226H182V224L180 225V224H177L176 226H175ZM158 225V224H157ZM183 225H185V229H187L186 228V223L185 224H183ZM118 226V227H119ZM129 226V225H128ZM160 226H162V227H160ZM118 227L116 228V229H118ZM172 227H173V225H172ZM183 227V226H182ZM61 228V227H60ZM63 228V230H64V227H62ZM62 228L60 229V230H62ZM113 228V227H112ZM113 228V229H114ZM158 228H156V229H158ZM177 228V227H176ZM115 229V230H116ZM143 229V230H142ZM147 229V230H146ZM155 229V230H156ZM168 229H166V230H168ZM175 229V228H174ZM181 228H177L176 230L178 231V230H180ZM184 229V228H183ZM30 230H31V227H30ZM28 231L29 233H32L31 231ZM59 230V231H60ZM62 230V231H63ZM114 230V231H115ZM140 230L142 231V232H140ZM148 231V232H151L149 235L148 234H146L147 236L145 237V233H146V231ZM151 230V231H150ZM166 230H164V231H162V232H166ZM172 230L173 229H169V231H171L172 232ZM175 230V231H176ZM117 231V230H116ZM119 231H120V229H119ZM119 231L118 232H116L117 233V235L119 234ZM160 231V232H161ZM181 231V230H180ZM180 231H178L177 233L179 234V236L181 235V233H179ZM27 232V233H28ZM127 232H129V234L127 235ZM143 232H145V233H143ZM174 232V231H173ZM172 232V233H173ZM185 232V231H184ZM183 231H182V233H184ZM28 233V234H29ZM59 233H61V232H59ZM63 234L65 233L66 234V232L65 231H63L62 232ZM62 233H61V235H62ZM115 233V234H116ZM154 233V232H153ZM155 233L156 234H159V232H156L155 231ZM169 233V232H168ZM167 233V234H168ZM172 233H171V235H172ZM34 234V233H33ZM144 234V235H143ZM156 234H153V236H155ZM161 234V233H160ZM165 233H163V235H164ZM167 234H165V235H167ZM186 234V233H185ZM35 235V234H34ZM59 235V234H58ZM126 235V236H125ZM131 235H133V236H131ZM139 235H142V237L141 236H139ZM164 235V236H165ZM29 236V235H28ZM31 236H32V234H31ZM36 237H37V234L35 235ZM131 236V240H132V242H130L131 240H130V237ZM151 236V235H150ZM149 236V237H150ZM153 236H151V237H153ZM159 236H162V234L161 235H158V237L157 236H155V237H157L156 239L158 240V238H159ZM172 236H175L174 234L172 235ZM171 236V240H175L176 241V238H174V237H172ZM178 236V237H179ZM184 236V235H183ZM187 236V235H186ZM186 236H184V237H186ZM124 237H123V239H124ZM140 237H141V240H140ZM146 238L145 240H142V239H144V238ZM169 237V236H168ZM177 237V238H178ZM182 237V236H181ZM32 238H33V236H32ZM35 238V237H34ZM37 238H39V237H37ZM52 238V239H51ZM51 238H48V237H46V239L48 240V242H49V244H51V245H49V247L51 248V249H53V250H56V251H58V252H60V250H57V249H55V240L56 239H58V236H56L54 239H53V237H51ZM62 238V237H61ZM137 238V237H136ZM154 238V237H153ZM152 238V239H153ZM165 238H167V236H165ZM164 238V239H165ZM173 238V239H172ZM187 238V237H186ZM185 238V239H186ZM36 239V238H35ZM34 239V240H35ZM155 239V238H154ZM163 238L161 237V238H159V240H162ZM180 239V238H179ZM254 239V240H253ZM41 240V239H40ZM50 240V241H49ZM64 241L65 243H68L69 241H66V240H64V239H61L60 240V237H59V241L61 242V241ZM125 240L123 241L122 240V242H124V243H121V241L119 242V243H121V244H125ZM157 240H156V242H157ZM166 240V239H165ZM168 240H169V242H168ZM168 240H166L167 242H164L163 240L162 241H158L157 243H158V246H159V248H158V251L159 252H163L162 250V248H164L165 249V247L166 246H168V243H170V238L168 239ZM178 240V239H177ZM36 241L37 242H40V243H42L44 240H41V241H39L38 239H36ZM54 243V244H52V242ZM57 241V240H56ZM58 241V242H59ZM63 241L61 242L62 244H63ZM88 241V240H87ZM86 241V242H87ZM149 241V242H150ZM153 241V240H152ZM186 241V240H185ZM45 242V241H44ZM43 242V243H44ZM48 242L46 241V244L43 246V248L46 246V249H48L47 248V244H48ZM57 242V243H58ZM59 242V243H60ZM74 242V241H73ZM73 242H71L70 241V245H73ZM149 242L147 243V246H149V247H151L150 245H152L151 243H150V245H148L149 244ZM156 242H152V243H156ZM160 242L161 243H164V244H160ZM184 242V241H183ZM59 244V245H62V244ZM64 243V245H66ZM72 243V244H71ZM76 243V242H75ZM95 243L97 244V246L99 245L100 246V244H99V242H96V241H88V243H85V244H87V245H95ZM113 243H115V242H112V243H110V245H112ZM166 243V244H165ZM174 243V242H173ZM139 244V245H138ZM54 245V246H53ZM132 245H134V244H132ZM171 245V244H170ZM37 246H38V244H37ZM42 245H40V248L38 249V250H41L40 252H42V247H41ZM52 246H53V248H52ZM74 246V245H73ZM135 246V245H134ZM155 247H156V245H154ZM179 246V245H178ZM56 247H57V245H56ZM64 247V246H63ZM68 247L70 248V246L68 245ZM58 249H60V246H58L57 247ZM69 248H63L62 249V247H61V249H62V251L63 250H68ZM134 248V249H135ZM145 248H147V250H150L151 248H149L148 249V247H146L145 246ZM154 248V247H153ZM73 248H70L69 250L72 252L74 249L76 250H74L75 252H77V250L78 249H76V248H74L73 250H72ZM140 249V250H139ZM162 249V250H161ZM68 250V251H69ZM91 250H93V251H98V249L97 248H95V249H91ZM145 250V249H144ZM153 252L156 250V249H151ZM150 250V251H151ZM161 250V251H160ZM36 251H37V249H36ZM69 251V252H70ZM80 250H78V252H79ZM85 251V250H84ZM136 251V250H135ZM146 251V250H145ZM87 252H91V251H87ZM119 252H121V250L119 251ZM122 252H123V250H122ZM141 252H144V251H141ZM146 252H148V251H146ZM152 252V253H153ZM156 252V251H155ZM255 252V251H254ZM261 252V251H260ZM150 253V252H149ZM147 254V256L148 255H151V254ZM156 254H157V252H156ZM178 254H179V252H178ZM178 254H177V256H178ZM154 255H155V253H154ZM154 255H152V260H153V258H157V260L159 259V254L158 255H155V257H154ZM181 256H184L183 254L182 255H179V257H176L177 259H178V261L176 262V264L177 263H181L180 261H179V258H181ZM162 257H164L163 255H162ZM148 258L150 259L151 258V256H148ZM74 259V258H73ZM149 259H148V261H149ZM164 259H165V257H164ZM166 259H167V256H166ZM165 259V260H166ZM183 259H184V257H183ZM70 260V259H69ZM152 260H150L149 262H151ZM161 260H163V258L161 259ZM165 260H163V261H161V263H165V264H167L166 263V261ZM168 260H170V257H169V259ZM182 260V259H181ZM71 261V263L70 264H72V262L74 261L75 262V264H77V262H76V260L74 259V260H70ZM160 259L157 261V263H154V264H161L160 262ZM174 261V260H173ZM53 262H55V264H58V262L59 261H53ZM53 262H52V264H53ZM74 262H73V264H74ZM148 262V263H149ZM154 262H156V260L154 261ZM159 262V263H158ZM169 262V261H168ZM182 262H184L183 260H182ZM50 262H48V264H49ZM60 263V262H59ZM69 262H67L66 264H68ZM153 262H151V264H152ZM173 262H172V260H170V262H169V264H172Z\"/></svg>",
	"mask_w": 264,
	"mask_h": 264
},
{
	"label": "built area",
	"instance_id": "built-area-1",
	"mask_svg": "<svg viewBox=\"0 0 264 264\" xmlns=\"http://www.w3.org/2000/svg\"><path fill=\"white\" fill-rule=\"evenodd\" d=\"M72 10H73L74 14H73L71 22H73L74 20H77L81 16V13L83 12V9L79 6L77 7V9H71L69 6H67V7H65L64 12L70 14L72 12Z\"/></svg>",
	"mask_w": 264,
	"mask_h": 264
},
{
	"label": "crops",
	"instance_id": "crops-1",
	"mask_svg": "<svg viewBox=\"0 0 264 264\" xmlns=\"http://www.w3.org/2000/svg\"><path fill=\"white\" fill-rule=\"evenodd\" d=\"M80 3H78V6L82 9L87 8L89 4L92 2V0H79ZM85 10V9H84Z\"/></svg>",
	"mask_w": 264,
	"mask_h": 264
}]
</instances>
